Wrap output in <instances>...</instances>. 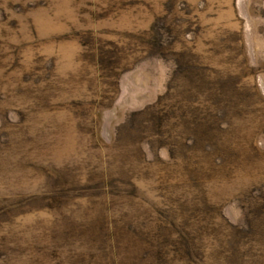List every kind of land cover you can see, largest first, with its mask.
Returning <instances> with one entry per match:
<instances>
[{
    "label": "rangeland",
    "instance_id": "1",
    "mask_svg": "<svg viewBox=\"0 0 264 264\" xmlns=\"http://www.w3.org/2000/svg\"><path fill=\"white\" fill-rule=\"evenodd\" d=\"M0 264H264V0H0Z\"/></svg>",
    "mask_w": 264,
    "mask_h": 264
},
{
    "label": "trees",
    "instance_id": "2",
    "mask_svg": "<svg viewBox=\"0 0 264 264\" xmlns=\"http://www.w3.org/2000/svg\"><path fill=\"white\" fill-rule=\"evenodd\" d=\"M226 76H227L226 78H223L222 80L218 81L216 84L210 78L207 81H206L207 78L206 79L200 78L198 76H196L195 78V84L199 82L203 83L205 81L206 83L208 82L207 85L205 83L206 86L202 87L201 89L199 88L197 92L202 96L203 101H204L203 102L205 106L204 116L206 117L204 118V122L206 123L209 122V125H210V120L213 119V117H215L216 111H219L220 105L223 106V104H225V106H227L228 104H231V102H233L234 99H238V96H239V99H241L242 101L239 100L240 102L239 104L237 103V106L243 107L242 102L244 101L252 103V90H249L246 87H240L239 86L240 82L238 81V78L236 81L234 80L231 81V78L233 77L228 76V75ZM173 88L174 87L172 84H168L166 91L161 96H159V98L154 103L146 106L145 108L139 111L132 112L130 114V117H132L131 119H135V117H138V116H140V118L146 117L147 120L152 123V125L159 126L160 124V126H165V125L167 126L169 122H172L174 119L181 116V114H179L181 110V106L175 107V103L169 102L171 90ZM235 95H237V98H235ZM246 98H249V99H246ZM199 99H201V97H199ZM190 105H188V107ZM189 114L196 115L195 112L191 114L190 110H189ZM146 118H143V119H146ZM200 124H201V121L193 120L192 125H196V126L192 128V132H195L197 130V127ZM156 134H159V131ZM198 138L199 137H196L192 133L191 137L189 138V141H192V144L193 143L198 144L199 143L198 140L200 139ZM192 147H193L192 157H188V159L190 158L193 159L192 164L201 163L202 158H203L204 164H210L211 166L214 165L209 159H207L206 157L207 153H204L201 158L200 155H197V151H196L197 149L193 145ZM176 155L173 151L171 152V156L173 160L176 159ZM131 186H132V183H131ZM129 194H132V192ZM205 202L207 203V201ZM212 207L213 205L211 204L208 205L209 209ZM216 225H220L219 230L221 232L219 236V242L221 244L220 245L221 252H223V256H222L223 259L226 258V255L233 257L234 252H231V250H234L233 247L228 248L226 245L227 244L229 245L233 237L242 236L243 230L240 229L241 226H234V225L226 226L225 224H222V223H216L215 220H209L207 224V228H215L217 227ZM245 231H248V229L246 228Z\"/></svg>",
    "mask_w": 264,
    "mask_h": 264
}]
</instances>
